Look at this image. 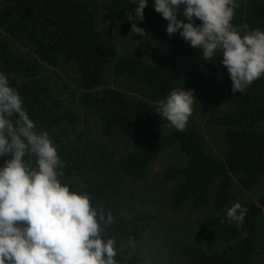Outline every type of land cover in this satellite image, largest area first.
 <instances>
[{
	"label": "trees",
	"instance_id": "obj_1",
	"mask_svg": "<svg viewBox=\"0 0 264 264\" xmlns=\"http://www.w3.org/2000/svg\"><path fill=\"white\" fill-rule=\"evenodd\" d=\"M0 9V72L17 89L37 131H46L66 162L64 180L70 190L88 193L94 206H103L114 223L104 238H114L118 264H140L141 258L128 247L143 240L156 217L142 212L130 181L145 179L151 163L168 150L179 148L185 164L166 169L165 179L175 184L170 195L174 210L192 211L210 205L215 210L200 220L202 243L223 247L209 252L198 245L186 246L185 264H255L254 252L264 215V194L257 201L241 204L247 208L242 227L225 220L234 204L231 190L236 180L242 189L255 190L264 179V77L246 93L231 91L226 68L221 73L220 96L230 110L212 118L223 129L227 147L224 159L207 153L202 138L187 126L177 131L155 111L156 102L165 98L178 81L182 68L202 56L179 34L169 36L167 21L151 7L137 24L145 35L132 34L126 12L137 5L130 0H108L100 6L94 0H4ZM232 23L241 32L264 30V0H249L246 8L237 6ZM104 12L120 22V37L149 41L157 50L153 63L136 55L120 56L113 62L117 78L133 82L146 93L134 98L120 90L104 87L111 52L102 41L97 20ZM179 19H186L178 17ZM199 24V20L196 21ZM26 45L21 56L15 45ZM221 57L212 63H221ZM71 66L80 101L101 123L105 138H128L131 151L120 159L101 141L85 133L72 134L64 127L79 123L80 112L69 108L66 99L42 76L43 66ZM7 157L0 158V166Z\"/></svg>",
	"mask_w": 264,
	"mask_h": 264
},
{
	"label": "clouds",
	"instance_id": "obj_2",
	"mask_svg": "<svg viewBox=\"0 0 264 264\" xmlns=\"http://www.w3.org/2000/svg\"><path fill=\"white\" fill-rule=\"evenodd\" d=\"M126 12L130 36L145 35L138 27L149 0ZM166 20L169 36L179 34L202 59L221 57L233 94L246 93L264 77V30L241 32L232 23L235 0H151ZM184 17L179 19L178 17ZM199 20V24L196 21ZM196 101L192 91L172 90L156 102L155 111L183 132ZM0 264H118L114 238H104L114 223L103 206H94L86 192L70 190L64 180L66 162L46 131H37L17 89L0 72ZM247 208L239 202L225 220L242 227Z\"/></svg>",
	"mask_w": 264,
	"mask_h": 264
},
{
	"label": "rangeland",
	"instance_id": "obj_3",
	"mask_svg": "<svg viewBox=\"0 0 264 264\" xmlns=\"http://www.w3.org/2000/svg\"><path fill=\"white\" fill-rule=\"evenodd\" d=\"M94 1L100 6H104L108 2V0ZM248 1L237 0V6L246 8ZM4 4L5 1L0 0V9ZM119 25V21L110 18L103 11L97 20V28L102 41L112 56L107 68L104 87L120 90L134 98H145L146 93L142 87L114 75L113 62L120 56L136 55L145 63L151 64L156 58L157 50L149 41L120 37L117 33ZM14 47L21 56L29 53L26 45L17 44ZM224 69L225 67L221 63L206 62L200 56L182 68V73L172 88V90L184 88L186 91L193 92L196 101L187 128L196 131L202 138L207 153L218 159H224L227 147L223 138V129L215 126L212 123V118L221 116L230 110V107L222 102L220 96L219 85ZM41 74L56 89L61 98L63 96L66 99L69 108L80 112L79 123L61 130H68L72 134L82 132L87 134L91 140L105 143L114 152L116 159H120L131 151L132 147L128 138L118 135L110 138L102 136L99 119L80 101L81 92L75 85L77 76L71 66L63 65L56 68L43 66ZM185 162V157L179 148L168 150L151 163L145 179L130 181V186L135 190L139 199V210L156 217L145 238L140 242L128 245L134 254L140 256V264H185L186 258L183 249L186 246L200 243L201 247L206 248L209 252L217 253L223 248L202 243L200 238L198 229L200 220L215 213L211 205L195 211L187 207L182 210H174L170 205V195L175 184L165 179V171L172 166L184 165ZM263 194L264 179L252 191L242 189L236 180V184L231 190V202L251 203L257 201ZM254 263L264 264V215L255 246Z\"/></svg>",
	"mask_w": 264,
	"mask_h": 264
}]
</instances>
